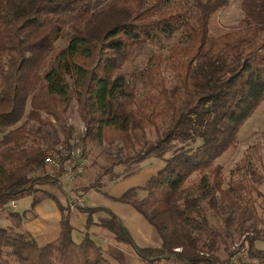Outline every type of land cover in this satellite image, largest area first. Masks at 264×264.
Instances as JSON below:
<instances>
[{
    "label": "trees",
    "instance_id": "1",
    "mask_svg": "<svg viewBox=\"0 0 264 264\" xmlns=\"http://www.w3.org/2000/svg\"><path fill=\"white\" fill-rule=\"evenodd\" d=\"M229 2L0 0V215L11 221L0 225V264H111L87 236L72 240L68 205L38 188L59 184L45 161L69 146L71 100L85 125L84 152L87 141L104 160L93 162L99 173L81 191L134 172L147 157L161 161L143 186L115 198L156 230L158 248L135 246L115 216L97 221L144 264H227L241 238L247 259L264 262L254 245L264 242V218L214 163L264 99V0H241L239 22L211 34L213 15ZM162 38L173 42L155 70L138 72L146 79L139 93L120 68ZM157 66L168 78L154 76ZM27 197L29 210L43 198L56 202L55 240L38 246L22 228L23 210L11 204Z\"/></svg>",
    "mask_w": 264,
    "mask_h": 264
},
{
    "label": "crops",
    "instance_id": "2",
    "mask_svg": "<svg viewBox=\"0 0 264 264\" xmlns=\"http://www.w3.org/2000/svg\"><path fill=\"white\" fill-rule=\"evenodd\" d=\"M160 166V159L147 157L137 164L134 172L120 175L113 180L106 181L99 187L81 191L80 188L87 186L89 182L80 175L69 185L71 190L69 192L68 189L67 193L62 191L59 184H44L38 188L48 192L60 204L68 205V218L72 229L71 237L74 242H79L84 236H87L99 246L103 256L111 264H144L130 245L117 241L114 235L100 226L97 221L115 216L135 246L158 248L161 241L156 230L133 208L115 200V198H118L129 188L143 186L147 178L153 175ZM121 171L120 169L119 172ZM137 195L141 197L143 191L138 189ZM20 201L22 200L18 202ZM18 202H14L15 208ZM20 210H23L24 217L21 226L32 236L38 246L49 243L58 237L61 213L53 199L43 198L31 210H29V200H27ZM87 218L91 219L90 223H87ZM158 264L183 263L163 258L158 261Z\"/></svg>",
    "mask_w": 264,
    "mask_h": 264
},
{
    "label": "rangeland",
    "instance_id": "3",
    "mask_svg": "<svg viewBox=\"0 0 264 264\" xmlns=\"http://www.w3.org/2000/svg\"><path fill=\"white\" fill-rule=\"evenodd\" d=\"M241 0H230L228 5L221 10L217 11L210 21V32L216 34L223 29H227L231 26L236 25L242 18V9L240 6ZM63 40L57 42L58 45L63 44ZM173 42V38H162L160 41L146 42L144 43L127 61L121 68L120 72L124 73L131 80L136 83L137 91L140 93L144 87V81L140 78L139 71L144 69L155 70V65L158 56H164L167 52V48ZM155 73V77L163 76L168 78L167 73L158 68ZM159 71V74H157ZM169 81V80H168ZM75 103L73 100L70 101L68 111L65 116V121H70L71 128L73 130L69 145L72 144H83L78 138L82 137L83 129L79 128L80 120L74 112ZM68 115V116H67ZM22 119L20 120V122ZM31 124V123H30ZM198 140H195L194 144H197ZM85 143V152H83L85 165L80 175L85 180L92 183L99 171L96 165L93 163L96 161L98 164H103L104 160L98 157L96 154L99 147H90L89 143ZM58 147V146H57ZM215 164H219L222 168V176L224 182L232 180L233 182L241 183L244 186L243 194L245 197H250L253 201L256 213L258 217L264 218V99L260 104L253 110L248 118L241 124L236 135V141L233 146L223 152L215 161ZM120 166L114 168L116 172H119ZM46 170L49 171V167L46 165ZM122 170V169H121ZM104 179V176H103ZM60 186V185H59ZM62 191L69 192L71 186L66 187L65 185L60 186ZM30 198V197H29ZM27 197L23 198L22 201L16 203V210L20 213L23 204H26ZM14 205L11 204V207ZM5 214L0 215V225H10L11 221L5 222L3 217ZM215 225H219V222H214ZM259 228L260 225L258 224ZM250 235V234H249ZM236 239V238H235ZM239 242V241H237ZM246 246L245 241H241ZM257 249H264V242L255 241L254 243ZM216 256L222 260L226 256V252L219 251ZM173 260V258H166ZM247 259V257H246ZM174 261V260H173ZM238 264H264V262H258L257 260L239 261Z\"/></svg>",
    "mask_w": 264,
    "mask_h": 264
},
{
    "label": "built area",
    "instance_id": "4",
    "mask_svg": "<svg viewBox=\"0 0 264 264\" xmlns=\"http://www.w3.org/2000/svg\"><path fill=\"white\" fill-rule=\"evenodd\" d=\"M80 120V119H79ZM81 121V120H80ZM66 125L71 127L70 121L66 120ZM83 129L85 133V125L80 122L79 128ZM82 134V136H83ZM83 147L81 144H72L68 147L58 145L55 152L45 161L51 173L59 175V185L68 187L76 178L80 176L83 171L85 160L83 156ZM234 242L229 248V256L227 257V264H238L239 261H247L246 246L242 244V238ZM174 251H179V248H174Z\"/></svg>",
    "mask_w": 264,
    "mask_h": 264
}]
</instances>
